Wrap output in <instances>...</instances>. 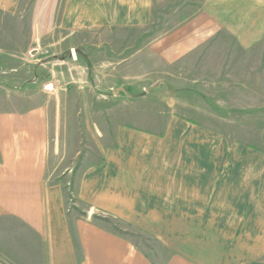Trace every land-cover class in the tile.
I'll return each mask as SVG.
<instances>
[{"label":"crops","instance_id":"1","mask_svg":"<svg viewBox=\"0 0 264 264\" xmlns=\"http://www.w3.org/2000/svg\"><path fill=\"white\" fill-rule=\"evenodd\" d=\"M186 1L164 13L177 0H32L24 28L23 0H0V37L27 38L31 53L56 38L59 64L91 66L85 79L64 70L66 84L114 88L99 96L116 103L74 110L82 120L69 139L86 155L77 162L74 151L65 172L54 111L29 95H11L0 109V264H264V155L230 144L219 136L224 129L195 133L180 120L186 111L166 110L156 124L161 104L135 106L148 126H131L130 98L117 94L148 84L152 63L153 86H169V96L182 79L200 80L216 102H233L234 113L260 108L264 0ZM155 14L171 27L147 45ZM69 189L83 216L67 206ZM98 214L148 231L152 256L94 222Z\"/></svg>","mask_w":264,"mask_h":264},{"label":"rangeland","instance_id":"2","mask_svg":"<svg viewBox=\"0 0 264 264\" xmlns=\"http://www.w3.org/2000/svg\"><path fill=\"white\" fill-rule=\"evenodd\" d=\"M31 1L32 0H23L21 4V7H23L21 8L23 11L21 14L23 18L22 21L19 22V25L21 24L24 28H27L28 23L25 21V18L28 15ZM177 2V5H174L171 9L167 7L165 8L166 11L163 12H174L177 8L180 9L187 3L186 0H177ZM164 17L165 16L161 14H155V17H153V21L146 30L147 45L151 44L154 38L159 37L170 29L171 23L169 20L164 19ZM9 40L11 39L0 37V47L3 49L11 48L6 53H1L2 55H0V109L3 107L5 108L9 104L8 99L11 95H15L22 99L29 95L32 97L33 101L43 103L47 106L49 111H54L56 115L57 132L62 133L61 135L59 134L62 136V142L60 141L61 143L59 142L57 146L56 160L60 167V171L65 172L67 166L73 167L75 162L74 151L80 150V154L77 156V162H79L80 159L82 160L86 155L84 149H82L83 146L82 148H80L81 145L78 146V141L73 142L69 139V136L74 134L73 131L76 133L79 131L75 126L82 120L80 116L78 118H73L74 110L86 109V105L89 104H92L94 108L100 110L115 108V102L100 101L103 97L99 96L101 94H112L114 88L90 85L88 81L78 86L66 84L69 81L66 78V72H64V70L69 72L72 78L83 77L82 79H85V77H89L91 74V66L85 65L81 63V61H77L74 64L68 62L59 64V50L56 38L50 40L46 39L44 43L39 42L37 46L34 45L33 47L37 49V52L32 53L27 38ZM23 41L26 43L25 45L22 44ZM16 42L19 44H16ZM152 66V63H147L146 81L148 84L141 85L143 87L135 85L118 87L121 88V90L119 89L117 94L123 93L130 98V116L127 121L131 126L136 125L141 128L148 126V122L143 121V117H141L143 110L139 109L136 111L134 110L135 106L161 104L162 109L165 110L161 111V113L159 112V115L156 113L157 115H155V118H151L152 121L156 119V124H158L160 120L162 122L167 120L168 112H165L166 110H179V113L182 112L183 115H187L188 113L187 116L180 117V120L184 121L186 125L187 122H193L196 125L194 130L195 133L206 134L207 130L205 129H208L210 132L217 128L220 130L224 129L225 134H220L219 136L225 137L226 141L230 144L240 142L249 152H256L257 154L264 155V102L254 103L260 108L242 110L241 114L238 112L234 113L233 102H216L215 96L210 97L212 93L203 90V86H205L204 89L207 87L206 84H203V81L195 80V83H191L192 79L188 82H186V79H182L184 81L183 84L177 85L179 89L178 92L176 91L177 93L174 92L176 94L173 93L174 95L169 96V94H171V91H167L169 86H153L152 74L154 70ZM11 68H13V71ZM131 81L133 80L131 79ZM48 83L51 85L47 86ZM193 88L199 91L196 94L191 93L190 89ZM140 90H145L144 94L147 95L146 98L150 101H141L144 98L139 96L140 93H143L140 92ZM87 94H93L95 97L93 99L95 100L90 103L89 97H85ZM154 100L158 101L154 102ZM32 103L26 102L23 103V106H30ZM149 106L148 110L158 109V107ZM211 110H218V113L217 111L213 113L209 112ZM222 115H225V117L222 118ZM139 119L141 120L139 121ZM173 120H176V118H173ZM75 121H77V123ZM107 122H110V119L104 118V125L105 123L107 125ZM238 125H240L242 129L237 127ZM66 133L67 136L65 135ZM208 135L213 137V134ZM64 137H66V140ZM67 203V206L74 211L75 216H83V214L78 211V204L75 202V198L70 189L68 190ZM102 216L101 214L92 216L93 221L126 237L139 249L152 256L153 250L156 247L153 235L149 234L148 231L139 229L136 225L119 223L107 216L105 218Z\"/></svg>","mask_w":264,"mask_h":264}]
</instances>
